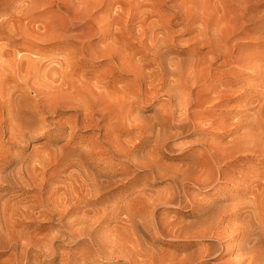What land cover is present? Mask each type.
Listing matches in <instances>:
<instances>
[{"label":"bare ground","instance_id":"6f19581e","mask_svg":"<svg viewBox=\"0 0 264 264\" xmlns=\"http://www.w3.org/2000/svg\"><path fill=\"white\" fill-rule=\"evenodd\" d=\"M198 1L65 0L82 25L78 48L61 59L33 51L0 52L11 61L10 79L0 72V136L6 137L0 140V163H23L11 151L30 137L48 141L68 134V143L80 137L86 144L67 151L76 155L81 170L75 169L62 187L45 190L47 180L36 183L30 167L13 168L12 182L39 188L27 201L0 200V212L9 213L5 227L14 229L20 218L56 219L57 234L35 237L33 245L52 251L56 260L63 241H83L62 254L60 264L75 259L77 264H208L225 256L213 264H264V44L255 45L264 43V15L249 0ZM87 60L105 61L97 68ZM155 103L151 117L140 114ZM234 106L245 114L233 116ZM186 128L201 134L185 143L191 166L181 176L156 171L159 153ZM150 143L149 152L138 154ZM251 156L257 161L245 163ZM135 168L170 174L168 189L153 194L145 187L133 197L120 193L104 203L109 196L101 192L106 186L101 176ZM194 188L215 196L198 197ZM170 207L178 211L169 214Z\"/></svg>","mask_w":264,"mask_h":264},{"label":"rangeland","instance_id":"374dc122","mask_svg":"<svg viewBox=\"0 0 264 264\" xmlns=\"http://www.w3.org/2000/svg\"><path fill=\"white\" fill-rule=\"evenodd\" d=\"M64 1L65 0H0V50H1L0 52H5V51H16V52H18L19 51L21 53H29L30 51H33V52H41V53H47V54H55L56 58L61 59V58H64L66 56V54H68L69 52L74 51L76 48H78L80 46V40H79V38H77L78 36L76 34L79 33V30L82 27V25H80L81 24L80 22H75V20H73L74 19L73 15L69 11V8L67 7V5L65 4ZM196 1H198V0H196ZM205 1L208 2V0H199L198 2L202 3ZM207 2H205V3H207ZM84 4H85V2L83 3V5ZM249 4L253 8H255L261 12V13H259V15H264V0H249ZM85 7L87 8V5ZM262 18H264V17L262 16ZM27 23H30L31 26H33V29H31V30H36L35 33L29 30L30 26L28 27ZM46 24H47V26H46ZM37 31H38V33L41 32L40 34L42 35V37L40 34L37 33ZM46 34L47 35L50 34V35L47 36ZM30 35H34L37 38L33 39V37H30ZM55 35L56 36L59 35V36L56 37ZM44 36L47 37L48 41L51 43L46 41L47 38L44 39L45 38ZM93 36H91V37H93ZM38 37H40V38H38ZM185 37H187V36L186 35L181 36V38H185ZM28 38H30V39H28ZM41 38L44 39L47 42V44L46 43L45 44L40 43L41 41H44ZM53 38L55 41L53 40ZM39 39H40V41H39ZM52 40H53V42H52ZM258 44L259 43H255L256 46H262L264 43H260L259 45ZM50 50H52V51H50ZM54 51H55V53H54ZM181 56H185V55H181ZM8 57L9 56H6L4 54L2 56H0V67L5 68V70L3 69L0 72L4 73V78H6V80L10 79L9 78L10 77V73H9V70H10L9 64L10 63L9 62H11V61L9 60ZM8 60H9V62H8ZM103 61H105V60H102L99 63L98 62H92L91 60H87L86 62L88 65H93V66L95 65L97 68H99ZM89 63H91V64H89ZM96 67H94V70L90 71L88 73V75L91 76L93 73H95ZM6 68L8 71L6 70ZM245 77H247V76H245ZM247 80H252V79L248 78ZM241 82H239V81L235 82V84L233 86H239L241 84ZM234 107H236V106H234ZM155 108H156V103H155V105H152L151 109H147V110L139 111V112L142 116L151 117L152 114H154V112H155ZM236 109H238V107L232 108V110H231L233 116L238 117L242 114H245V112L239 113V111ZM57 118H59V117H50L51 120H58ZM186 129L183 130L176 137L174 136L172 139H170L169 144H171L172 147L165 148L166 152L163 149L159 153L158 157H160V156L161 157H160V163H155L156 171H160L163 168L168 173H170V172L176 173L177 172V173H179V176H181L182 173L184 172L183 170H185L189 166H191L189 164H191L192 155H191L190 151L187 150V148H186L187 145L185 143L190 144V143L194 142L198 137L201 136V134L200 133H190L191 130H189L188 128H186ZM165 130L169 131L168 127H166ZM82 134L85 135L86 133H82ZM208 136H212V135H208ZM0 138H1L0 140L4 143V141L6 139L5 135L0 136ZM69 141L70 140H69L68 134H66L63 138H57V137L49 138L48 141H47L46 137H30L27 141H25V142L22 141L23 142V143L21 142L22 144L19 143L20 145L18 144L16 147H13L11 154H13L14 158L22 159L23 161L24 160L25 161L23 163H20V164L19 163H11L7 166H5V164L0 163V165H1L0 166V177L7 179L8 181L11 180L10 182L13 184V185H9L11 183H9L8 181L0 180V182L2 181L1 183H4V184L0 183V197L3 198V199L1 198L0 200L3 201V200L8 199V198L18 197L20 199H23L24 201H27V200L32 199V196L35 197L36 194H38L37 188H39V187L36 188L35 185H34V187H32L33 185H31V184H26V183L19 184V183L12 182L13 181L12 175H14L13 174L14 173L13 168H14V171H17V170H19L18 169L19 166H20L19 167L20 170H22L21 168H25V166L30 167V170H31L30 175H32L31 178L34 175V177L32 179L37 181L36 183H38L39 181L41 182V181L47 180V183H46L47 186L45 187V190L48 188H51V187H55V186L62 187V185L60 186V184L63 183V181L64 182L70 181V179H69L70 174H72V172L77 173V172H75L76 170H78V172H79L81 170V167L79 166V163L77 164V159H75L76 155H74V154L69 155L70 156V159H69V156L66 153L68 150H71L73 147L76 148V146L78 145L76 150H74V153H75V152L79 151V149L84 148L86 146V144L84 141H82V139L80 137H77V138L71 140L72 142L68 143ZM152 143H150L146 149H144L143 151H140L138 154L142 155L141 153L146 154L147 152H149V150L152 149ZM63 144L65 146H63ZM179 144H180V146H179ZM60 145H62V146H60ZM174 145L176 148L174 147ZM59 146H60L61 150L60 149L58 150ZM70 146H71V148H69ZM170 148H172V149H170ZM180 148H182V149H180ZM184 149L186 152L184 151ZM181 150H183V151H181ZM43 151H44V153H43ZM46 151H47V153H46ZM52 152H54V155L51 154ZM35 154H36V157H35L36 160L34 158ZM41 154H43V156H41ZM48 154H51L52 157ZM39 157H41V159ZM47 157L48 158L50 157L51 159L49 158L50 159L49 160ZM44 158H45V160H44ZM61 158L64 160H60ZM71 158H72V160H71ZM257 158L258 157L251 156V157H249L250 162L246 161L245 163H252L253 161H257ZM76 164H77V166H76ZM245 165H248V164H245ZM14 166H16L17 168ZM67 166L68 167L70 166L69 169ZM72 169L74 171H71ZM24 171L25 170H23V172H21V173H24ZM136 172H139V174L136 176H133L134 173H136ZM65 173L68 174V176H65L66 175ZM142 173H146V175L140 177V174H142ZM155 173L157 174V172H155ZM7 175H11L10 178H9V176L7 178ZM42 175H44V176H42ZM51 176H53V177H51ZM126 176H130V177L128 178ZM165 176H163V177L156 176L152 170L143 169V168L142 169L141 168H135L133 170V173L120 174V175L117 174L113 177L112 176H109V177L101 176V178L100 177L99 178L101 180H104L103 183H104V185H106L105 188L101 192L105 191V192H107L106 195L109 196L108 201H105L104 203L113 202L115 200V198L117 197V194H120V193H122V194L127 193V194H129V197H133V194L135 195L138 192H141L142 189L144 190L145 187H146L145 189L148 191L152 190L151 193H153V194H155L156 192L157 193L164 192L168 189L167 188L169 186L168 183L171 182V178L168 176H166V177ZM25 177L26 176H24V178ZM41 177H43V178H41ZM122 177H123V179H121ZM125 177H126V181H124ZM167 177H168V179H167ZM63 178H64V180H62ZM55 179H56V182H55ZM53 180H54V182L52 183ZM235 180H236V178H234L233 181H229V182H231L233 184V182ZM112 181H114L117 185ZM123 181H124V183H123ZM107 183H109V184L107 185ZM130 183H132V184H130ZM54 184H56V185H54ZM220 184L225 185L226 183L222 182ZM125 186L128 188H126ZM229 186L231 189L234 188L233 185L229 184ZM110 187H112V188H110ZM202 188H204V187H202ZM23 189L26 191L24 192ZM105 189H107V190H105ZM133 190H135L134 193H133ZM193 190H194L195 194H197L198 197H203L205 195L204 197H206L207 200H212L213 195L215 196V194H213V195L210 194L209 193L210 191H204L200 188H194ZM43 196H46V195H43ZM1 201H0V205H1ZM224 203H227V201H219L217 204H224ZM100 204H103V203H99L98 205H100ZM161 208L162 207H160L159 210H161ZM167 210H169V214H174L176 212V210L178 211V209H176L174 207H170ZM3 214L4 213L0 212V217L2 216V218H0V264H23V263L24 264H60V257L62 254H66L70 248L72 249V248L78 247L79 244L83 243V241H80L78 243V245H76V244H73V241H70V242L67 240L63 241L64 246L61 247L60 254H58V256H57L58 258L56 260H54V259H52L53 255H54L52 251L50 252V250H47L46 252H43L41 250H38L37 248H35L37 246L33 245V243L35 241H36L35 243H37V240L34 239L35 237L36 238H40L42 236L49 237V236H53L54 233L57 234V229L59 227V223L56 219H53V220L50 219L51 220L50 221V220H47V218H44L42 215H41V217H37V218L34 217V219L33 218L28 219L27 218V220H26V218H20L21 220L17 219L16 227L14 226V229H11V228H13V226L12 227H10V226L5 227V225L3 224V222H4L3 219L8 218L6 216H8L9 213L6 212L4 214L5 217ZM42 218H44V219H42ZM191 218L192 217H185L184 219L190 220ZM24 222H26L27 224L26 223L24 224ZM55 222H57V223H55ZM21 223H23V224H21ZM39 224H42V226L40 227ZM3 226L7 230H5V228ZM16 229H17V232L19 231L18 232L19 234L18 233L15 234ZM4 231H5V233H4ZM20 233L22 235H20ZM23 233H25L27 237H23L25 235ZM8 234L14 236V238L12 236H9ZM45 234H47L48 236ZM31 235L34 237H31ZM18 236L20 237V239ZM26 238H28L29 240ZM16 241H17L18 245L16 244ZM26 241L27 242L32 241V242L27 243ZM27 244H28V246H26L25 249L22 248V247H25V245H27ZM29 245H30V247H29ZM56 245L57 244H55V246ZM163 247L164 248L166 247V249L172 250L171 247H168L165 245H163ZM29 250H33L34 253L30 252ZM101 256L102 255H96V259L100 260L101 262L106 261ZM48 257H49V259H48ZM226 257L227 256L222 257L221 260L209 259L210 262L208 261V264H213L215 262L217 263L219 261H222ZM13 258L16 260H13ZM10 260H13V261H10ZM78 261H80V259L79 260L75 259L74 261L72 260L71 264H77ZM110 264H113V263H110Z\"/></svg>","mask_w":264,"mask_h":264}]
</instances>
